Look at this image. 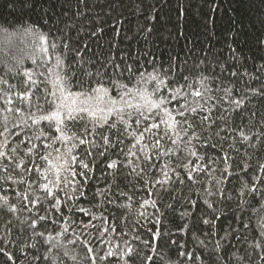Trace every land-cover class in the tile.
<instances>
[{
    "label": "trees",
    "instance_id": "16d2710c",
    "mask_svg": "<svg viewBox=\"0 0 264 264\" xmlns=\"http://www.w3.org/2000/svg\"><path fill=\"white\" fill-rule=\"evenodd\" d=\"M258 39L264 40V0H41L34 7L30 0H0V264H264ZM112 65L139 70L131 81L123 73L130 89L141 73L148 80L126 97L132 105L157 111L147 105L162 94L172 118L160 109L154 136L145 133L139 143L131 135L134 113L122 120L113 112L102 128L92 123L99 112L85 114L67 121V132L58 130L68 112L79 113V94L88 88L83 71L119 77ZM162 72L163 86L148 79ZM108 97L123 108L110 86ZM185 104L197 109L186 112L193 128L177 137L171 129ZM166 128L171 138L152 148ZM98 131L116 145L104 156L93 147L103 144ZM130 148L137 156L125 155ZM253 185L258 190L249 192ZM72 205L90 211H70Z\"/></svg>",
    "mask_w": 264,
    "mask_h": 264
},
{
    "label": "snow or ice",
    "instance_id": "6c2138e0",
    "mask_svg": "<svg viewBox=\"0 0 264 264\" xmlns=\"http://www.w3.org/2000/svg\"><path fill=\"white\" fill-rule=\"evenodd\" d=\"M41 2V0H30V4L31 6H36L37 4H39ZM31 27V26H30ZM29 30L28 29H25V32H28ZM30 34H35L37 35L38 38H41L39 36V34H36L34 32V29L33 31L30 33ZM2 39L7 42L10 37L7 33L4 34V36L2 37ZM257 44L258 45H264V40H257ZM52 48H55L56 45L55 44H52L51 45ZM65 47H67V45H65ZM46 51V50H45ZM21 61H17V63H19ZM57 63L59 64L60 62L57 61ZM113 67V75L115 76V70L117 68H119V71H120V76L119 77H108L107 76V70L105 69V71L102 73L100 72L99 70H97L95 73L91 72L90 70H84L83 71V76L84 77H87V82H88V88H86L83 92H81L79 94V96L81 97V100H82V103H81V106H80V109H79V113L77 115H73L72 112H68L65 117H64V128L63 129H58V130H61V131H65L67 132L70 128V125L67 123V121H73L75 122L76 120H80V121H83L85 119V114H88V115H96L97 112L100 113V116L98 118V120L96 121H93V127L95 128L97 125H99L100 128H102L104 125H107L108 124V120L106 118L107 115H110L112 114L113 112H115V114L117 116H120L123 120V118L126 116L128 117L129 119H131L133 117V113L135 114V124L137 126V131L136 132H133L131 133V135L133 136L134 139L137 140V143H139L140 141L142 140H145L146 137H145V133H147L149 136H154L153 134V129H156L158 127L157 123L155 122L156 120L160 119V112L159 110L160 109H163V112H164V115L166 116H169V118L171 119V113H169L168 109L165 108L164 106L167 104V103H170L171 101L169 100L168 97L166 96H163L162 94H160L159 96H157L154 100V102H150L148 103L147 105V108L148 109H157V111H145L144 110V106H134L131 104V102L126 99V97H131L133 95V92H136L137 94L140 93L141 91V86L143 84H147L148 83V80L145 79V76L143 73L140 74V79L136 81V84H135V88L134 89H130L127 84L125 83H121V78L123 77V73L126 71L129 73V76H128V80L131 81L132 80V77L136 74V72H138L139 70L136 69L134 66L132 65H125L124 67H120L119 65H112ZM155 70V69H154ZM259 70H264V65H262L260 67ZM169 71H171V65L169 67ZM221 71H225V69H221ZM168 75V72H162L160 74H158L157 76H149L148 79H151L153 81H159L160 85L163 86V79H161L160 77L161 76H164L166 77ZM231 75L232 76H236L237 75V72L233 71L231 72ZM105 77H107V79H105ZM95 80V83H96V87L93 88L91 87V82L92 80ZM187 79V78H185ZM35 81H30V87L31 86H35ZM84 83L85 81L82 79L81 80V87L84 86ZM169 84H171V82H169ZM68 86V83L65 82V89L67 88ZM109 86L113 89L116 90L117 92V95L119 97V103L121 105H123V108L122 109H117L116 105H117V100L116 99H112L110 97H108V91H109ZM205 90L206 89V86H205ZM156 93H160V88H156L154 89V95ZM227 95H230V92H226ZM256 94H264V87H262L259 92H257ZM71 95V94H69ZM196 95H200L199 92L196 93ZM177 97L174 95L172 97L173 100H175ZM102 100V106L100 103H97L99 101ZM243 103V100H239V101H235V104L237 107H239L241 104ZM127 109H132V111H126ZM191 111V112H196L197 109L196 108H191L189 109L188 105L185 104L184 106H181L180 109H178L176 111V116L179 117V119H175L174 120V124H175V127L171 129L172 133L174 135H176L177 137H179L182 133L184 135H188L189 134V131L193 128V125L192 123H190L189 121V117L186 115V112L188 111ZM42 119H49V117L47 115H42L41 116ZM153 119V123L151 125H147V121L149 119ZM219 119L221 121H224L226 122L227 121V117L224 116V115H221L219 117ZM209 120V117L208 116H205L202 118V122L203 121H207ZM100 121H102V123H100ZM144 122L145 123V127L143 129V131H140L139 130V126L140 124ZM33 123H35V121H33ZM161 123H167L166 121H163L161 120ZM111 127V125H109ZM128 128L129 126L126 125L125 128H124V132L127 133L128 132ZM85 131L87 132L88 129L87 127L85 128ZM97 134L100 136V139L103 141V144H94L93 147L97 148L98 151L96 152V155H100V156H104L110 149H112L113 147H115L116 145H114L112 143V140H111V137L110 136H105L103 134V132H97ZM240 136L242 137L243 141H248L249 140V136L246 135L243 130H240ZM75 135V134H73ZM193 136H195V133L193 132L192 133ZM217 135H219V133H217ZM261 135H264V133H262ZM261 135H258L257 138H261ZM171 138L169 136V132L166 128V130L164 131V135L163 136H160L159 138H154V143L151 144V147L154 148V149H159L160 146H161V141H163L165 138ZM198 138V137H196ZM78 139L80 140V143H84V139L83 138H80L78 137ZM123 141L122 140H117L116 141V144H120L122 143ZM172 143H176V140H172ZM103 147L104 148V151H99V148ZM136 145H132V148H135ZM149 147L148 144H145V148ZM212 147H215V145H212ZM141 152H143V149L140 150ZM168 152L165 151V152H157V156H163V155H167ZM65 155H67V153H65ZM88 155H93V153H88ZM126 156L128 157H132V156H137V152H133L131 150V148L128 150L127 153H125ZM190 155H193L195 156L196 153L195 152H190ZM143 159L144 160H149V157L148 156H143ZM128 164H132V160H128ZM81 166L84 168V169H88L89 168V165L86 164V163H83L81 161ZM147 166V165H146ZM152 166H155V165H152ZM184 167H187V165H183ZM109 168H113L115 167V162L113 161L112 163H110L108 165ZM139 167V165H135L133 168H132V171L136 174V175H141V172H137L136 169ZM262 170H264V164L260 165L259 166ZM195 171H198L197 168H193L189 171V175H188V179L189 180H193V176H192V172H195ZM84 176H85V180L88 179V176H87V173H82ZM164 175L167 177V173H164ZM147 183V180L145 181ZM181 183H184L183 180L180 181ZM166 183H169V180L165 179L163 181H160V180H156L154 185L155 184H158L160 185L161 187H163L164 184ZM44 187H47V185H44ZM82 185H79L78 186V190L79 188H81ZM245 187L247 188V185H245ZM253 190H258L256 189L255 185H253L252 188L248 189L249 192L253 191ZM49 194L51 195V192H49ZM80 195L83 196L84 193L83 191H80ZM55 198V197H54ZM129 199H131V197H129ZM57 203H59V200H57ZM145 203H147V201H145ZM241 203H243V201H241ZM212 205L209 204V207H211ZM69 210L70 211H81L85 214H88L90 210H85V209H76L75 208V205H72V206H69ZM41 219H45V218H41ZM205 223H210V221L208 220H205L204 221ZM34 226V225H33ZM34 247V246H33ZM11 259V257H9Z\"/></svg>",
    "mask_w": 264,
    "mask_h": 264
}]
</instances>
